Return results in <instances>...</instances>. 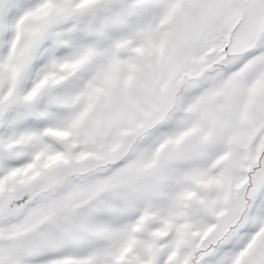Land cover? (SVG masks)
Segmentation results:
<instances>
[{"label": "snow or ice", "instance_id": "6c2138e0", "mask_svg": "<svg viewBox=\"0 0 264 264\" xmlns=\"http://www.w3.org/2000/svg\"><path fill=\"white\" fill-rule=\"evenodd\" d=\"M0 264H264V0H0Z\"/></svg>", "mask_w": 264, "mask_h": 264}]
</instances>
